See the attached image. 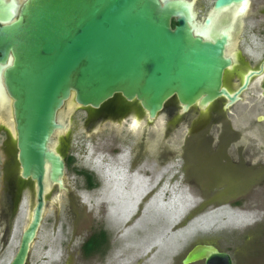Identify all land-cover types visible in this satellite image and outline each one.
Wrapping results in <instances>:
<instances>
[{"label":"water","instance_id":"1","mask_svg":"<svg viewBox=\"0 0 264 264\" xmlns=\"http://www.w3.org/2000/svg\"><path fill=\"white\" fill-rule=\"evenodd\" d=\"M196 3L25 0L15 19L14 3L6 5L0 61L6 62L7 107L20 176L34 185L30 219L7 264H26L43 219L47 189H65L64 160L54 135L68 128L76 108H98L116 95L136 100L151 121L174 96L183 111L194 105L205 110L220 97L228 99L227 108L240 100L251 77L260 74L248 73L233 94L222 86L232 62L225 49L233 48V27L222 26L217 13L236 7L235 15L242 16L249 0H214L201 18ZM261 88L264 94V79ZM200 259L231 264L228 254L210 245L193 248L183 264Z\"/></svg>","mask_w":264,"mask_h":264},{"label":"flooded vegetation","instance_id":"2","mask_svg":"<svg viewBox=\"0 0 264 264\" xmlns=\"http://www.w3.org/2000/svg\"><path fill=\"white\" fill-rule=\"evenodd\" d=\"M24 1L0 0V26L6 24L4 20V16L7 15L6 5L10 2L14 3L13 19H15ZM213 2L214 0H212L211 7ZM251 5L252 0H249L246 13L242 16L235 15L236 7L235 10L234 7H229L228 10L218 13L216 18L222 26L232 25V37L234 38L231 39V43H234L233 48L226 47L225 49V56L231 57L232 62L223 73L222 86L233 94L243 84L248 73L260 72L251 77L247 88L238 95L240 100H243L245 93L249 89H254L252 93L254 97H251V100L254 102L261 100L256 114L246 124H243L241 119L245 111L238 113L233 107L240 100L225 108L228 99L220 97L205 110L194 105L187 111H183V106L174 96L151 121L136 100L127 101L121 95H116L98 108H76L70 115L68 128L54 135V141H57V151L64 160V174L70 171V176L73 177L70 188L64 185V190H67L71 197L69 211L80 210L79 214L82 218L85 213L93 217L92 227L81 238L80 249L85 257L98 256L100 260H104L106 255L110 254L109 251L113 250L118 239L124 242L123 230L119 228V224L124 225L126 222H131L129 225L132 226L135 234L139 235L134 224L140 217L143 208L141 203H138L136 213L123 221L112 209L118 207L113 192L119 190L125 195L133 179L145 180L147 188L143 190L141 198V201L145 198L144 203L148 202L153 192L160 188L164 191L169 180L171 186L177 183L179 191L184 190L183 185H188V190H198L201 197H204L201 206L210 204L212 209L244 208L246 207L244 193L254 186L264 185V94L261 88L264 79V0L258 6L257 12H252L250 16ZM207 13L200 16L198 12V18L205 17ZM248 17L256 23L248 25L246 21ZM173 25L175 24L172 22ZM247 30L250 31L251 36L255 34L257 36L252 47L244 46V37L248 36L245 34ZM5 67L6 62L0 61V148L3 155L2 161L5 160V163L12 164L14 160L18 163L17 146L11 132V127L14 125L10 118L12 113L8 112L7 107L8 95L3 76ZM63 112H59V115L61 113L63 115ZM73 115H76L81 122L80 125L84 127V129L80 128L83 131L77 140L71 135V132L77 128L76 124L73 126L71 120ZM258 117L262 119L259 120ZM128 118L129 125L133 127L131 130L138 132L135 140L131 135L114 143L109 141L107 136L102 135L104 124L118 123L119 125ZM84 134L85 137H83ZM151 136L155 138L153 141L156 144L155 147ZM86 137L87 139L92 138L95 146L93 152L101 155L100 162L94 163L95 165L89 158H86L88 154ZM83 149L84 155L81 153ZM77 154L85 158L79 162L76 160ZM7 155L11 156L10 160L6 159ZM12 175H14L13 169L10 172V176ZM20 180L31 181L22 179L21 176ZM233 181L239 183L233 184ZM55 187L58 188L56 185ZM167 193H170V189L164 194ZM20 195L15 196L9 205L11 210L5 217V221H0L3 223L0 225L7 229L3 230L5 240L8 235L10 236L11 225L20 213ZM92 200H95L94 205H92ZM113 202L115 205L112 204ZM145 224L141 227L145 226L147 230L148 222ZM67 225L65 226L66 231H68ZM259 226L255 219L247 224L240 231L241 236L236 239L241 241L240 244H237L235 237L231 236L224 238L217 235L194 236L179 254L178 264H183L184 257L200 245H210L218 252L228 254L231 264L235 262L238 264L241 259L245 258L243 250L251 248V253L263 250L264 229L262 230ZM146 230L140 235H147ZM72 238L70 236V240ZM94 238L98 241V245L87 253L84 250V244ZM189 264H205V261L200 259Z\"/></svg>","mask_w":264,"mask_h":264},{"label":"rangeland","instance_id":"3","mask_svg":"<svg viewBox=\"0 0 264 264\" xmlns=\"http://www.w3.org/2000/svg\"><path fill=\"white\" fill-rule=\"evenodd\" d=\"M261 2L262 0H252L250 16L252 15V12H257L258 6ZM211 3L212 0L198 1L197 7L200 16H204L207 13L208 9L211 7ZM249 17L246 19L248 25H254L256 22ZM247 31L248 32H245V34L248 36L244 37V46L250 45V47H252L255 44L257 36L256 34L255 36H251L250 31ZM253 92L254 89H249L244 95L245 99L240 100L233 106L238 113L245 111L241 117L243 124H246L248 120L253 117L254 114H256L257 108L261 104L260 99L256 100L255 102L251 100V97H254L252 94ZM76 115L71 117L73 126L74 124L77 125V128L75 130L73 128L74 131L71 132V135L73 136L72 138L75 140H77L80 137V134H82L83 130L81 131L80 128L84 129V127L80 125L81 122L78 120ZM129 124V118L119 125L118 123H114L113 125L104 124V133H102V135L105 137L107 136L108 140L114 143L120 142L123 138L129 137L131 135L134 136L133 140H135V136L138 132L136 130H131L133 127ZM83 137H85V134ZM154 139L155 138L151 136L152 143ZM86 140L88 141V154L86 155V158H89L93 164L100 162L99 160L101 159V155L93 152L95 146L92 142V138L87 139L86 137ZM55 145L57 146V141ZM155 145L156 144H154V147ZM8 149H10V147ZM83 152L84 149L81 153L83 154ZM13 153L14 155L16 154L15 146ZM151 153H153V151H151ZM153 155L155 154L153 153ZM10 158L11 156L7 155L6 159L10 160ZM84 158L85 156L80 154H77L76 156V160L79 162H81ZM2 159L3 155L1 154L0 148V221H5V217L11 210L9 205L15 196L21 194V207L19 208L20 213L16 216V220L11 225V234L10 236L8 235L7 240H5L6 238L4 239L3 236V230L6 231L7 229H5V226L2 227L0 225V264H7L18 248L20 235L27 220L26 214L28 213L30 207H32L31 204H34V185L31 181L20 180L19 165L15 160L12 164H9L8 162L5 163V160L2 161ZM11 169H13L14 172V175L12 176H10ZM70 174L71 172L67 171L63 177L66 188H70V184L73 180V177H71ZM183 183L185 184L186 182L184 181ZM232 183L235 184L239 182L233 181ZM170 186L171 181L168 180L167 185L164 187L165 190L163 191L162 189L164 193L166 190L170 189V193L164 194L162 192L164 194L163 200L165 201L168 200L172 193L177 191L176 193L180 194L182 192L177 190V183H174L171 187ZM187 186L183 185L182 189L184 190L182 193L184 197L186 194L191 196V201L188 207L185 209V211H183L180 218L177 219L176 222L168 225V228L165 226L163 231L164 234L171 233L170 235L172 236V234L178 228L183 227L190 222H193L194 227L193 230L186 235L187 237H184L185 235L181 237V239L177 242L178 244L174 247L170 256H168L166 260L160 259L161 254L158 244L152 243L145 245V247L143 246L145 243H147L146 238H148L149 234L140 235L143 234L141 232H144L146 227L135 226L136 221L134 226L135 230L139 232V235L135 234V231L131 228L132 226L129 225L131 222H126L124 225L122 223L121 225L123 226L119 224V228H122L123 230L122 238L124 242L118 239L116 245L112 248L113 250L109 251L110 254H107L104 260H100L101 258L98 256L85 257L80 249L81 238L84 236V233L92 227L93 217L85 213L82 218V215L80 216L79 214L80 210H74L71 212L69 211L71 197L67 190H62L56 188L55 186L52 189H47L48 194L46 196V205L43 219L36 238L31 245L26 264H178L179 254L194 238V236L217 235L222 238L225 236H231L235 237L236 240L241 236L240 231L243 230V228L254 219L257 221V224L260 225L259 227H262V230L264 229V185L256 187L254 186L251 188V190L244 193L246 198L244 205L246 207H223L218 209H212L210 204L201 206V201H203L204 197H201L198 190H188ZM185 190H187L186 193ZM206 198L208 197L206 196ZM143 201L140 199L137 200L138 203L141 202V205L143 204ZM94 202L95 200H92V205H94ZM112 204L115 205V202ZM197 204L200 205L197 206ZM116 205L118 206L117 203ZM137 205L138 204H136L134 211L129 213L128 217H120V220L123 221L134 215L136 213L135 210ZM94 209L95 208L93 207V210ZM112 209L114 210L115 214L118 215L117 212L120 210L119 206L117 208L113 207ZM155 218H153L154 222H152V224H157L155 223L157 218ZM138 220L139 219H137V221ZM1 223L2 222H0V224ZM65 223L68 224V231H66ZM161 225L162 227L164 226L163 223H161ZM150 234H152V232H150ZM164 234L162 235L164 237H162L164 240H162V243H170L171 236L169 235L167 237ZM152 235H155V232ZM70 236L73 237L72 240H70ZM155 236L157 237V235ZM152 238H149V240ZM240 242L241 241L236 240L237 244H240ZM242 253L244 254L245 258L241 259L238 264H264V248L263 250L261 249V251H257L256 253H251V248H247L243 250ZM235 264L237 263L235 262Z\"/></svg>","mask_w":264,"mask_h":264},{"label":"bare ground","instance_id":"4","mask_svg":"<svg viewBox=\"0 0 264 264\" xmlns=\"http://www.w3.org/2000/svg\"><path fill=\"white\" fill-rule=\"evenodd\" d=\"M11 132H12V130H11ZM108 168H109V166H108ZM108 170H106V171H108ZM117 174H118V172L116 173V175ZM113 175H115V174H113ZM146 188L147 187L145 185V180H143L141 178L140 180H137V179L132 180L131 187H129V191L125 195H123L119 190H115V192H113V194H114L113 197H114L116 203L118 204V206L120 208V210L117 212L118 217L126 218L129 216L130 212L134 211L136 204H138L137 200H139V199L141 200L142 192ZM160 189L157 190L156 192H153L150 195L148 202H145V203L143 202V204H142L143 208L141 210L139 220L136 221L135 226H141L142 224H145L146 222L149 223V224H147L148 225V231L146 229H144V230H146V232L149 235L147 234L148 235V238H146L147 243H145L143 246L145 247V245L152 244V243L158 244L160 254H161L160 259L166 260V258L168 256H170L174 247L178 244L177 242L181 239V237L184 235H185L184 237H187L186 235L193 230L194 226H193V222H190L189 224L178 228L172 234V236L170 235L171 233L170 234H168V233L164 234L163 230H164L165 226H166V228H168L167 227L168 225H171L172 223L176 222L177 219L180 218L183 211H185V209L188 207V205L191 201V199H190L191 196L186 194L184 197V195L182 193L183 191L180 194L176 193L177 192L176 191L169 196L167 201H165V200H163L164 199L163 198L164 194L162 193L163 191ZM186 192H187V190H185V193ZM139 203H141V202H139ZM31 205L33 206V204H31ZM31 208L32 207H30L28 213L26 214L27 220L25 222V227H26V225L30 219ZM154 215L157 219L154 217ZM152 217L157 220V221L155 220L156 221L155 223H157V224H152V222H154ZM161 223H163V225H164L163 227H162ZM150 232H152V234L155 232V235H157L158 238L155 235L150 234ZM163 234L166 235L167 237L169 235L171 236L170 243L169 242H166L165 244L162 243V240L164 238L162 236ZM152 236H153V238H152ZM149 238H152V239L149 240Z\"/></svg>","mask_w":264,"mask_h":264},{"label":"trees","instance_id":"5","mask_svg":"<svg viewBox=\"0 0 264 264\" xmlns=\"http://www.w3.org/2000/svg\"><path fill=\"white\" fill-rule=\"evenodd\" d=\"M173 24H175L174 21H173ZM97 245H98V241L94 238L92 241H89L86 244H84V250L87 253H89L91 249H94Z\"/></svg>","mask_w":264,"mask_h":264}]
</instances>
